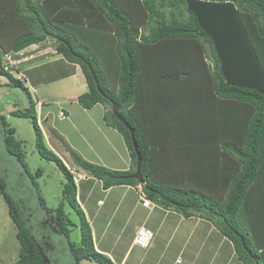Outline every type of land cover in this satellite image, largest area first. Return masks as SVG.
Returning a JSON list of instances; mask_svg holds the SVG:
<instances>
[{
	"label": "trees",
	"instance_id": "1",
	"mask_svg": "<svg viewBox=\"0 0 264 264\" xmlns=\"http://www.w3.org/2000/svg\"><path fill=\"white\" fill-rule=\"evenodd\" d=\"M47 38L56 43L55 54L83 72L88 92L77 97L78 105H102L103 122L121 135L130 157L125 171L98 166L58 135L75 172L99 181L103 190L139 185L131 178L136 154L129 131L114 117L112 101L133 130L145 198L211 223L243 264H264V0H0V77L9 80L6 86L27 92L12 75L27 62L5 71L3 55ZM9 115L30 119L38 155L63 176L58 205L47 208L41 195L38 203L51 229L66 239L73 264H113L94 247L75 176L47 147L35 105ZM0 123L6 152L26 168L2 114ZM41 174L36 170V178ZM6 187L0 175V197L19 242L16 264H47L44 257L52 264V248L43 245L50 242L33 235L31 212ZM72 228L79 230L78 244L70 240Z\"/></svg>",
	"mask_w": 264,
	"mask_h": 264
},
{
	"label": "rangeland",
	"instance_id": "2",
	"mask_svg": "<svg viewBox=\"0 0 264 264\" xmlns=\"http://www.w3.org/2000/svg\"><path fill=\"white\" fill-rule=\"evenodd\" d=\"M55 48L56 43L54 40L47 38L44 44L32 45L21 51L23 57L26 58L24 63H27L21 66L22 70L20 73L13 72L12 75L23 83L22 85L27 89V92L21 87L11 88L6 86L9 80L5 77H0V114L6 117L9 128L14 129V138L21 144L26 164V168H23L15 158L6 152L3 142V128L0 123V175L5 177L7 182V193L15 201H19L26 214L31 212L28 215L29 217L33 216L30 222L33 235L36 238L42 235L46 237V241L50 242L51 247L44 243L43 245L47 247V251L52 248L48 255L51 263L73 264L68 254L66 239L50 227L46 228L50 222L48 220L49 217H46L45 212L38 203V195H41L47 208H55L58 205L61 199L62 183L64 182L63 176L54 162L46 161L38 155L30 119L13 117L9 113L13 110H24L29 107L30 102L35 105L37 123L47 147L61 158L66 167L72 169L76 186H78V181L83 178V171L78 170V172H75L70 162L69 153L61 145L58 135L64 140H70L68 143L66 142L67 145L78 155H80L78 146H81L82 141L86 145L89 141L91 146L93 145L92 143L96 144L94 145L96 146L95 149L100 152H108L109 150L110 153H101L102 156H100L99 163L105 161L109 155L111 160H113L114 154L119 153L118 150L120 147L122 149L124 143L121 138L120 141L115 140L112 142L107 140L105 143V126L102 125L100 128V125L105 123H98L101 117L97 112L102 105L96 109L94 120H90L88 115L87 119L84 118L83 121H80L82 117L76 111V107L78 108L76 99L78 96L88 92L85 77L79 66L70 64L63 60L60 55L55 54ZM42 50H46L44 54H42ZM210 55H213L210 50L206 51V57L210 58ZM207 58H205L206 62ZM38 104L39 107L41 106L40 104H43L42 112L40 110L39 112L37 111ZM71 136L74 138H71ZM84 149V147H81V150ZM95 162L91 163L108 168ZM36 170L42 172L38 178L35 176ZM33 182L35 187L38 188L39 194L35 190ZM139 186L141 189L142 185L139 184ZM114 190L118 191V188ZM136 192L138 193L134 192L135 197H140V191L136 190ZM142 200L141 198L138 199L140 207V201ZM169 211L175 212L173 210ZM67 213L71 221L74 224H78L77 215L71 209H67ZM197 218L194 217L193 219L198 220ZM15 233L16 228L8 215L6 203L0 197V264H16L19 242ZM108 236L109 238L111 237V235ZM79 238L78 228H72L70 240L78 244ZM179 259L181 261L182 257H179ZM44 260L49 264L48 259L44 257ZM81 264L95 263L82 261Z\"/></svg>",
	"mask_w": 264,
	"mask_h": 264
},
{
	"label": "crops",
	"instance_id": "3",
	"mask_svg": "<svg viewBox=\"0 0 264 264\" xmlns=\"http://www.w3.org/2000/svg\"><path fill=\"white\" fill-rule=\"evenodd\" d=\"M45 51L42 50V54ZM40 105H37L38 112L43 111V104ZM77 106L76 111L82 117L80 121H83L88 115L90 120H94V113L101 105H95L90 110ZM97 112L101 117L98 123H101L104 107L101 106ZM102 125L105 126V143L107 140L113 142L122 139L116 130L105 124H101L100 128ZM65 141L68 143L70 140ZM89 142L86 145L82 141L81 146H78V153L83 159L89 162L98 160L95 163L112 169H129L130 157L125 144L122 149L120 147L119 153L114 154L113 160L108 154V158L99 163L101 153L110 151L100 152L95 149L96 144L92 143L91 146ZM81 147L85 149L81 150ZM136 190L141 194L138 198L134 194L138 193ZM139 198L147 200L139 185L103 190L99 181L86 174L78 181L77 202L90 226L94 247L98 252L106 253L113 264H243L237 258L232 243L211 223L200 218H184L152 202L149 207H140ZM140 227L148 228L153 233V238L145 248L134 241L136 230ZM179 257H182L181 261Z\"/></svg>",
	"mask_w": 264,
	"mask_h": 264
},
{
	"label": "built area",
	"instance_id": "4",
	"mask_svg": "<svg viewBox=\"0 0 264 264\" xmlns=\"http://www.w3.org/2000/svg\"><path fill=\"white\" fill-rule=\"evenodd\" d=\"M21 51L13 54L5 53L3 55L1 63L5 71H11V70L13 71L17 66L25 62L24 60H26V58L23 57V53ZM141 205L145 207L150 206L149 202L146 200H143ZM152 238H153V233L150 229L145 227H140L136 230L134 241L136 245L145 248L149 245Z\"/></svg>",
	"mask_w": 264,
	"mask_h": 264
},
{
	"label": "water",
	"instance_id": "5",
	"mask_svg": "<svg viewBox=\"0 0 264 264\" xmlns=\"http://www.w3.org/2000/svg\"><path fill=\"white\" fill-rule=\"evenodd\" d=\"M92 74V77H93V80H94V83L96 85V88L98 89V85H97V80L95 79L93 73ZM110 104H111V111L114 115V117L116 118V120H118L120 123H122V125L128 129L129 131V135H130V139H131V143H132V147L135 151V154H136V164H135V171L134 173L131 175V178L133 179H136L140 185H143L144 184V179L143 177L141 176V173H140V168H141V156H140V153L138 152V149L136 147V143H135V140H134V134H133V130L129 127V125L126 123L125 119L123 117H121L118 113V110H119V105L115 104L114 102L112 101H109Z\"/></svg>",
	"mask_w": 264,
	"mask_h": 264
},
{
	"label": "flooded vegetation",
	"instance_id": "6",
	"mask_svg": "<svg viewBox=\"0 0 264 264\" xmlns=\"http://www.w3.org/2000/svg\"><path fill=\"white\" fill-rule=\"evenodd\" d=\"M47 227H50V228H51V224L49 223V225H47L46 228H47ZM53 230H55V229H53Z\"/></svg>",
	"mask_w": 264,
	"mask_h": 264
},
{
	"label": "clouds",
	"instance_id": "7",
	"mask_svg": "<svg viewBox=\"0 0 264 264\" xmlns=\"http://www.w3.org/2000/svg\"><path fill=\"white\" fill-rule=\"evenodd\" d=\"M20 73V72H19ZM146 201H148V200H146ZM149 204H150V206H151V203H150V201H149Z\"/></svg>",
	"mask_w": 264,
	"mask_h": 264
}]
</instances>
